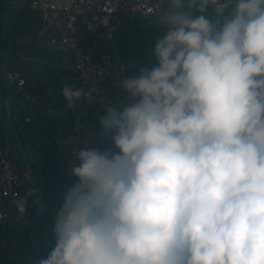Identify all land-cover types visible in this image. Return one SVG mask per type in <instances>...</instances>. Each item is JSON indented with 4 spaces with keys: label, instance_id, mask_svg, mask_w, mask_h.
Wrapping results in <instances>:
<instances>
[{
    "label": "clouds",
    "instance_id": "1",
    "mask_svg": "<svg viewBox=\"0 0 264 264\" xmlns=\"http://www.w3.org/2000/svg\"><path fill=\"white\" fill-rule=\"evenodd\" d=\"M151 20L155 65L106 107L107 146L73 152L39 264H264V0H167Z\"/></svg>",
    "mask_w": 264,
    "mask_h": 264
},
{
    "label": "built area",
    "instance_id": "2",
    "mask_svg": "<svg viewBox=\"0 0 264 264\" xmlns=\"http://www.w3.org/2000/svg\"><path fill=\"white\" fill-rule=\"evenodd\" d=\"M25 4L36 34L46 38V47L71 57L73 84L76 89L84 90L74 106L68 107V114H60L62 120L56 123L51 141V150L61 158L66 177L63 181L71 186L75 179L71 169L78 163L73 152L89 147H106L108 142L99 135L100 118L105 115L106 107L121 108L129 103L121 82L135 76L139 60L118 48L117 34L136 19L151 22L152 17L166 8L167 0H25ZM79 28L90 37L88 51L79 48ZM8 81L17 95H25L27 76L21 69L9 72ZM3 128L0 111V197L9 215L31 214L32 203L25 197L24 189L32 186V182L24 166L4 154ZM46 155L51 158L50 152ZM52 170L50 161L43 172V180L50 193L44 230V258L54 247L55 214L63 201L56 195L58 179L54 178ZM21 200L25 202V212L17 207Z\"/></svg>",
    "mask_w": 264,
    "mask_h": 264
},
{
    "label": "crops",
    "instance_id": "3",
    "mask_svg": "<svg viewBox=\"0 0 264 264\" xmlns=\"http://www.w3.org/2000/svg\"><path fill=\"white\" fill-rule=\"evenodd\" d=\"M15 2L16 0H0V67L3 54L9 49L8 73L21 69L27 76L24 96L17 95L15 89L9 84L14 100V104L11 107V120L14 127L21 134L25 133L30 138L37 140V149L46 158L47 164L52 161V173L54 178L58 179L55 184L56 195L59 198H63L70 186L63 181L66 177L63 173L61 158L51 150L53 149L51 141L54 135L53 137L44 136L41 130L48 117L52 115V112L56 114L52 110V106L58 100L62 89L64 87L75 88L71 78L72 60L69 55L51 51L46 47V38L39 37L33 29L34 27H32L33 24L30 21L31 18L25 0L19 1L15 20L10 24ZM147 23L149 22L136 19L126 25L116 36L117 46L124 54L135 55L138 58L140 56V67H152L155 65L154 45L156 40L162 38L166 31L158 24L157 26L152 25L148 28L156 29L157 36L154 40L145 39L143 33L144 29L147 28ZM0 105L5 108L7 116L8 99L1 72ZM9 133L14 139L12 129L9 130ZM2 139L3 143H5L4 130L2 131ZM48 152H50L51 158L46 155ZM28 157L31 161L29 155ZM31 164L33 165V162ZM41 165L43 168L42 162ZM24 191L25 195L30 198L33 212L38 204V198L33 200V197L29 196V193L34 191L33 185L28 186ZM44 191L47 195L50 194L46 185L44 186Z\"/></svg>",
    "mask_w": 264,
    "mask_h": 264
},
{
    "label": "water",
    "instance_id": "4",
    "mask_svg": "<svg viewBox=\"0 0 264 264\" xmlns=\"http://www.w3.org/2000/svg\"><path fill=\"white\" fill-rule=\"evenodd\" d=\"M20 0H16L10 24L14 22L16 10ZM157 26L156 22L147 23V27ZM10 50L3 54L0 67L2 81L6 89L8 110L5 120L6 142L3 145L4 154L14 162L23 164L28 172L34 191L29 193L33 200L38 198L36 209L31 214L9 215L5 209L3 199L0 197V264H39L44 258V250L38 241V235L44 234L49 211V197L44 191L43 168L41 154L37 149V140L25 133H20L11 120V107L14 104L13 93L8 81ZM12 129L14 139L9 133ZM31 158V161L28 157ZM33 162V165L31 164Z\"/></svg>",
    "mask_w": 264,
    "mask_h": 264
},
{
    "label": "trees",
    "instance_id": "5",
    "mask_svg": "<svg viewBox=\"0 0 264 264\" xmlns=\"http://www.w3.org/2000/svg\"><path fill=\"white\" fill-rule=\"evenodd\" d=\"M143 34H144L145 39L154 40L157 36V30L147 27L144 29ZM77 37L79 39V48L84 50V51H88L90 49V37L86 33L83 32L82 28H79L78 33H77ZM138 60H139V67L135 71V76L138 75V73H139V69H140V65H141L140 56H139ZM72 88H74V87H72ZM68 107H69L68 101L65 99V97L63 96V94L61 92L58 100L52 106V110L55 111L56 114L52 113V115L48 117L46 123L42 127L41 133L44 136L53 137L54 132H55L56 123L58 121L62 120V118L59 114L67 115L68 114ZM0 111L2 113V119L4 121L6 118V112H5V108L1 105H0ZM100 131H101V126L99 129V133H100ZM41 162L43 163V170H45L47 167V160L42 155H41ZM24 195H25V193H24ZM26 198H28L30 200L29 197L26 196Z\"/></svg>",
    "mask_w": 264,
    "mask_h": 264
},
{
    "label": "flooded vegetation",
    "instance_id": "6",
    "mask_svg": "<svg viewBox=\"0 0 264 264\" xmlns=\"http://www.w3.org/2000/svg\"><path fill=\"white\" fill-rule=\"evenodd\" d=\"M38 241H39V243H41V246H42V249L44 250V234L42 235V236H39L38 235Z\"/></svg>",
    "mask_w": 264,
    "mask_h": 264
},
{
    "label": "rangeland",
    "instance_id": "7",
    "mask_svg": "<svg viewBox=\"0 0 264 264\" xmlns=\"http://www.w3.org/2000/svg\"><path fill=\"white\" fill-rule=\"evenodd\" d=\"M140 26V25H139ZM29 213V212H28Z\"/></svg>",
    "mask_w": 264,
    "mask_h": 264
}]
</instances>
